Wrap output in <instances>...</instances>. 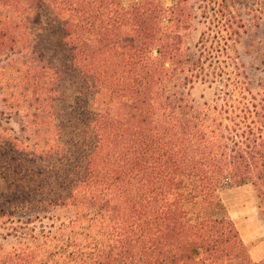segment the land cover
Masks as SVG:
<instances>
[{
	"label": "trees",
	"instance_id": "1",
	"mask_svg": "<svg viewBox=\"0 0 264 264\" xmlns=\"http://www.w3.org/2000/svg\"><path fill=\"white\" fill-rule=\"evenodd\" d=\"M0 4L15 7L0 20V56L11 54L6 65L25 60L24 83L41 89L39 124L47 126L45 103L56 92L42 81L58 83L64 74L17 38L41 24L44 10L65 33L67 74L78 77L75 96L87 104L69 183L27 184L0 203V231L17 237L10 250L0 246V264H264L252 260L221 197L251 183L264 219V74L255 81L229 53L231 44H248L251 30L261 32L245 54H256L264 71V0ZM197 86L213 96L195 98ZM2 130L18 159L37 157L38 149L27 151ZM64 147L41 146L40 156L69 162ZM53 204L73 217L54 231L40 229Z\"/></svg>",
	"mask_w": 264,
	"mask_h": 264
},
{
	"label": "rangeland",
	"instance_id": "2",
	"mask_svg": "<svg viewBox=\"0 0 264 264\" xmlns=\"http://www.w3.org/2000/svg\"><path fill=\"white\" fill-rule=\"evenodd\" d=\"M6 2V0H4ZM126 7H131L136 3H142L149 0H124ZM176 0H162V3L165 7H171L175 4ZM3 3V1H1ZM11 7V8H10ZM10 9L15 11L13 5H2L0 4V20H5L8 16L12 15ZM5 15V16H4ZM42 22L38 26L29 27L25 31L26 36L18 37L17 39H22V44L24 43L28 46H32L31 49L39 51L43 56H47L51 62H54L62 67L63 77L59 79L58 83L51 81V79H44L42 83L48 85V89L56 92L50 94V101L45 103L46 112L45 115L47 120V126L40 125L39 121L43 119L41 116L42 111L38 109V106L41 105L40 101H36L37 95L40 94V87H36L38 84L35 81H30V86L25 82V76H27V66L25 65V60L21 59L20 63H11V65H6L7 62L11 60V54L8 52H3V55L0 56V76L3 80H0V125L3 131V137L5 139L18 138L19 144L23 148L29 147L32 149L33 153L36 151L35 155L37 157H28L18 159L17 155L13 153L10 141L0 140V203L6 201L7 196L10 192L15 191L19 192L27 184L32 186H37L39 183H42L43 180L45 184L51 185L57 180L63 181L65 184H68L71 177L70 171L71 166L75 165L79 160L81 154L75 148V142L78 140V129L81 127L82 113L85 111L86 102L84 98H76V82L78 77L73 75V72L67 74V65H66V55L68 50L63 42L65 33L62 31L59 25H52L54 17L48 10L43 11ZM21 26V23H17ZM197 26L198 24L195 23ZM201 29V27H200ZM17 31H19L17 29ZM251 30L246 36V41L244 45H233L231 44L229 53L235 55V53L242 58V61L246 63V70H248L252 78L256 81L261 79L264 74L262 68L257 69L255 63L257 60L254 53L251 55H246L245 50H249L250 44L258 45V41L262 40V33L257 32L256 30ZM200 34L196 32L198 37ZM2 67H5L2 69ZM15 80L17 87L15 89L10 88V80ZM23 79V80H21ZM2 81V82H1ZM10 84V85H9ZM47 88V86H46ZM193 96L197 99H202L204 95L205 100L213 96L212 91H207L204 87L197 86L194 88ZM29 93V94H27ZM10 94H17L18 100L12 101L9 99ZM32 98L28 101L27 97ZM16 107L14 108L13 106ZM32 105H34L32 107ZM13 107V108H12ZM20 113L18 114V112ZM86 123V122H85ZM43 126V127H42ZM45 126V127H44ZM45 131H49L47 134ZM1 135V134H0ZM44 141H47L44 142ZM81 140L77 142L78 148ZM66 144L68 148L64 147V152L69 162L60 163V157L54 158L51 161L43 160L41 151L43 148L41 146L47 145L48 149L55 148L57 145ZM44 151V150H43ZM31 153V152H30ZM17 160V161H14ZM66 160V159H65ZM21 164V166H20ZM69 165V166H68ZM243 186V185H242ZM240 186H230L222 190L221 197L225 205L224 197H229L228 200H232L238 203L240 206L242 201H246L249 197V193L246 192L239 194L238 198L236 195L232 194L237 191V188ZM50 189V188H49ZM226 194V195H225ZM256 195V194H255ZM55 197V196H54ZM237 199V200H235ZM242 200V201H241ZM50 209L45 210L43 213V218L38 222L40 229L45 228L46 230L57 229L62 222H67L70 217H73V214L68 211L67 207H60L56 204L49 206ZM18 216L23 214L21 211V206L19 207ZM13 231L7 232L6 230L0 231V246L10 250V247L13 243L16 242V235L13 234ZM55 233V232H53ZM26 245H32L31 241L25 240ZM248 252L254 260L251 248L247 246Z\"/></svg>",
	"mask_w": 264,
	"mask_h": 264
},
{
	"label": "crops",
	"instance_id": "3",
	"mask_svg": "<svg viewBox=\"0 0 264 264\" xmlns=\"http://www.w3.org/2000/svg\"><path fill=\"white\" fill-rule=\"evenodd\" d=\"M246 192L250 195L246 201L241 200L240 206L237 202L228 200L229 197H223L228 216L235 223L244 244L252 249L254 260L259 262L264 260V219L257 191L251 183H247L240 185L232 194L238 198L239 194L244 195Z\"/></svg>",
	"mask_w": 264,
	"mask_h": 264
}]
</instances>
